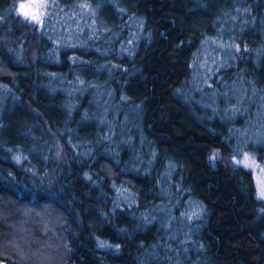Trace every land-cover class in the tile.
I'll list each match as a JSON object with an SVG mask.
<instances>
[{"label": "trees", "instance_id": "trees-1", "mask_svg": "<svg viewBox=\"0 0 264 264\" xmlns=\"http://www.w3.org/2000/svg\"><path fill=\"white\" fill-rule=\"evenodd\" d=\"M22 1L0 0V264H264V200L220 160L253 151L234 148L253 114L223 131L187 88L231 17L225 87L264 119V0H52L40 25ZM85 2L93 24L68 37Z\"/></svg>", "mask_w": 264, "mask_h": 264}, {"label": "rangeland", "instance_id": "rangeland-1", "mask_svg": "<svg viewBox=\"0 0 264 264\" xmlns=\"http://www.w3.org/2000/svg\"><path fill=\"white\" fill-rule=\"evenodd\" d=\"M21 4H24L25 7L23 12H26L27 15L22 14L20 9ZM51 4L52 0H24L17 4L16 12L28 23L40 25L45 19ZM95 13L96 7L88 2L82 3L77 14H74V19L65 21L66 27L64 31L68 34V37L76 36L77 38L80 33H83V31L86 30V24H93L92 21L96 16ZM241 20H243V17ZM232 23L231 17L223 19V24L217 27V33H214L213 36H206L203 39L193 56V74L187 88L191 94L195 93V96L198 97V99L200 98V101L197 100L198 105L204 110L207 116L211 117L217 114V119L222 122L220 129L223 131H227L228 129L225 121H223L226 119L227 113L233 116L240 108L245 110V113L251 111L254 118L251 120L252 124L239 134L241 143L238 142L237 145L234 144V148L236 149L239 147L238 145L241 144V147L251 148L253 151L249 150L244 152L239 158L224 155L220 160L232 166H238L249 170L253 177L257 198L264 200V163L263 159H261V144L264 145V129L261 131V122H264V119L261 116V104H258L259 108L255 111L254 117V111L252 112L255 104L254 94L248 90L246 91L245 88L243 89L241 85L237 84V81L236 83L233 82L230 85L228 84L229 88L225 87L227 86V82L225 81L226 73L231 67L236 66L234 65V60L240 51L238 44L233 39ZM136 29L139 31L140 28L135 27V29L132 30V37L136 36ZM88 31L90 32V29ZM56 35L60 37L58 34ZM133 44L134 39L128 41L130 48ZM258 55H261V50L258 51ZM218 86L223 88V93L217 95L213 90ZM217 96H222L221 101H217ZM217 102L220 104L219 108ZM253 121L259 126L253 125ZM123 129L125 130V128ZM198 213L199 211L196 206L188 203L183 211V214L189 220L197 218Z\"/></svg>", "mask_w": 264, "mask_h": 264}, {"label": "snow or ice", "instance_id": "snow-or-ice-1", "mask_svg": "<svg viewBox=\"0 0 264 264\" xmlns=\"http://www.w3.org/2000/svg\"><path fill=\"white\" fill-rule=\"evenodd\" d=\"M24 7H25L24 4H21L20 5L21 12H22L23 15H27L26 12H23Z\"/></svg>", "mask_w": 264, "mask_h": 264}]
</instances>
